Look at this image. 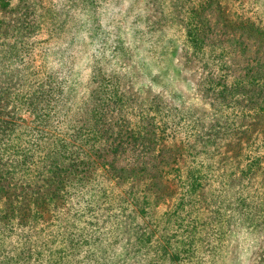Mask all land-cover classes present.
<instances>
[{
    "label": "rangeland",
    "instance_id": "rangeland-1",
    "mask_svg": "<svg viewBox=\"0 0 264 264\" xmlns=\"http://www.w3.org/2000/svg\"><path fill=\"white\" fill-rule=\"evenodd\" d=\"M0 117V264H264V0H0ZM62 141L83 177L45 212Z\"/></svg>",
    "mask_w": 264,
    "mask_h": 264
},
{
    "label": "trees",
    "instance_id": "trees-1",
    "mask_svg": "<svg viewBox=\"0 0 264 264\" xmlns=\"http://www.w3.org/2000/svg\"><path fill=\"white\" fill-rule=\"evenodd\" d=\"M199 26H200L199 24L190 23L189 25H187L188 28L186 31H187V36L189 37V42L192 45V48H196L200 50V45L204 42L205 36L203 35V31L201 28H199ZM213 80L215 79L213 78ZM209 83L212 84V82H209ZM216 86L210 87V90L214 92L215 99L219 102H222L224 100H225L224 102H226V99L228 97H231V98L234 97L233 91H236L237 93H239L238 91H241L242 89H244L243 85L241 84L234 85L230 88H226L223 84L217 87ZM241 98H244V95L241 96ZM0 123H1L0 127H2L3 125L11 124V121H7L0 117ZM235 126H241L239 128L240 131L235 129ZM252 126L253 124L249 123V119L247 120L241 119V123H239L238 125H234V126L232 123H227L224 121L221 124L220 131L213 133L211 137H207L203 141L202 147L206 149L207 147L211 146L213 147L212 150H215V152L218 155L220 154L219 150H223L226 148L224 153H221V159H220L224 161V158H226V153L229 150L237 149L239 144H241V142L246 143V139H248V135L251 132ZM68 144H71V143L63 142V141L57 143L55 145V148L49 150L47 152V155H44L42 158V159H45L46 162L43 167L44 172L42 171L43 176L40 179V181L42 180V184H43L42 188L43 189L45 188L46 191L45 193L40 192V198L39 199L35 198V201L38 203L39 208H40L39 205L41 204V201L46 202V204L44 205L45 212L47 208H52L58 205L60 201H62V197L57 192L59 190V187L63 184L64 181H71L79 176L80 178L83 177V175H80V171L77 170V168L75 167V164L73 163L72 155L74 151H69L66 149V146ZM12 152H15V151L12 150ZM3 165L4 164L2 163V160L0 159V168L3 167ZM89 167L90 166L87 165V167L85 168V170L87 171V175L90 173V171L88 170ZM110 170L114 172L115 176L123 175V171L120 168L116 169L115 167H111ZM144 170L145 169H143V171ZM136 172L138 171H136L135 169L131 170V173L136 174ZM5 174L10 175L7 170H5ZM39 178L40 177H38V179ZM59 184L61 185L59 186ZM29 200H30V197L27 199V203L26 201L24 202L27 208H28V205L31 204ZM15 210L18 216L22 215L23 208H15ZM10 211L13 212L14 210L10 209ZM36 211H38V208H36ZM39 211L44 212V210H40V209ZM6 212H8V210L3 208L0 213V217L16 218L15 217L16 215L14 213L4 215ZM33 215H35V213H33Z\"/></svg>",
    "mask_w": 264,
    "mask_h": 264
}]
</instances>
